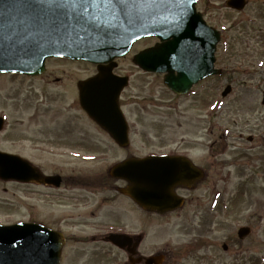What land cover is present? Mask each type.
Instances as JSON below:
<instances>
[{"label": "rangeland", "instance_id": "1", "mask_svg": "<svg viewBox=\"0 0 264 264\" xmlns=\"http://www.w3.org/2000/svg\"><path fill=\"white\" fill-rule=\"evenodd\" d=\"M210 1V11L208 8L207 10L210 18H214L211 24L220 21L215 27L224 25L227 29L225 35L228 38L227 52H224L220 45L216 51L217 65L225 69L222 78L206 82V89L201 91L196 87L198 95L192 100L188 97H173L157 80L158 78L143 75L134 68L129 58L120 63L117 72L120 74L130 72L129 74L133 76L131 85L124 93L128 98L126 110L129 111L131 123L130 153L144 155L188 150L194 156L203 153L215 155L216 160L225 163V168L220 178H214V183L211 184L214 189L211 188L209 199L214 192L220 191L221 199L225 202L223 219L212 216H208L210 220L200 217L194 219L185 210L179 215L161 219L150 216L145 222L139 210L131 206L126 213L129 214L127 221L116 223L114 228H123L125 233L130 235L138 236L143 233L145 239L141 252L143 251L147 257L160 254L164 257L163 264H194L188 246L194 238L195 229L202 230L206 223L207 229L212 228L210 234L212 246L209 253L210 257L214 256L215 262L204 260L202 263L264 264V162L262 161L264 137L260 136L262 132L264 133L261 130L264 125V103H262L264 66L257 65L259 60L264 59V44L259 42V38H254L256 32L253 29H246L240 24L236 11H230L225 7L226 0ZM257 1L261 5V1L264 0H249V9L259 7L255 5ZM73 68V70L80 68L83 71L82 75L87 73L85 64ZM65 72L74 73L71 68L65 69ZM227 85L231 86V92L223 100L221 92ZM18 89L24 92L28 86L15 76H0V114L15 113L12 98ZM142 99L146 103L143 109L141 107L143 102L139 101ZM202 101L205 106L211 104V111L207 109L205 114L201 111V107L207 108L201 104ZM141 110H144V114ZM29 114L30 109L27 107L16 110L19 129L28 128L29 124L33 126L28 120ZM250 136L259 139L258 148L256 142L252 144L245 140ZM146 138L154 139L145 142ZM181 138H184L185 142L181 143ZM1 145L11 148L10 144ZM34 147L49 148L44 145L19 144L13 149L16 148L17 152L28 156ZM120 153L116 150L108 151L110 162L119 158ZM43 156L45 155H42L40 161L43 160ZM57 161L55 158H47L44 164L48 163L52 167ZM80 166L82 163L78 161H66L62 169L68 171ZM28 191L29 189L25 187L18 188L19 196L24 201V205L19 209H16V206L0 204V222L28 219L25 206ZM0 197L10 199V193L5 195L0 193ZM117 206L118 203L115 202L113 207ZM60 210L61 208L57 209ZM242 226L250 227L251 234L239 243L236 232ZM68 228L78 231L81 227ZM88 232L91 230L88 229ZM223 243L228 246L227 253L221 250ZM126 261L124 254L113 252L111 264H123Z\"/></svg>", "mask_w": 264, "mask_h": 264}, {"label": "flooded vegetation", "instance_id": "2", "mask_svg": "<svg viewBox=\"0 0 264 264\" xmlns=\"http://www.w3.org/2000/svg\"><path fill=\"white\" fill-rule=\"evenodd\" d=\"M210 2V0H200L196 9L202 15L206 24L215 26L220 24V21L211 24L214 22V18H210L208 14ZM255 5L259 7L253 10L249 9L250 2L246 0L245 7L237 14L239 15L240 24L244 25L246 29H253L256 32L255 38H259V42H264V1H261V5L257 1ZM223 39H226L225 35ZM156 43H158L156 38L139 40L132 45L130 52L125 57L115 60L116 66L113 68V74L118 77H128V84L121 91L118 98V104L127 127V144L123 146L97 122L91 120L80 103L79 84L95 77L98 65L105 66L108 63L90 64L85 61L54 58L46 61L45 71L39 76L11 75L21 79L28 86L26 91L22 92L21 89H18L13 95L14 112L16 113L19 108H29L28 120L33 123V126L29 124L28 128L19 129L17 115L13 112L10 115L3 112L0 116L3 119L0 128V152L16 155L27 160L42 176L49 177L51 183H22L0 179L1 195L10 193V199H1L2 197H0V204L16 206V209H19L24 205V201L19 196L18 188H28L25 205L28 219L25 222L39 224L62 233L64 243L61 250L60 264H111L113 263L114 251L126 256L127 261L123 264H145V257L147 256L143 251L141 252L145 239L143 233L138 236L132 235V256L126 250L119 249L110 243L111 234H128L125 233L123 228H114V226L116 223L127 221L129 214L126 213H128L127 211L131 206L139 210L145 222L147 217L150 216L161 219L166 216L179 215L185 210L194 219L200 217L210 220L208 216L223 219L225 202L221 199L220 191L214 192L212 198L209 199L214 178H220V174L225 168V163L222 164L216 160L215 155L203 153L194 156L188 150L185 152L179 150L176 153L132 155L129 151V147L132 145L131 123L129 111L126 110L128 98L124 96V93L131 85L133 76L129 74L130 72L120 74L117 71L123 60L129 58L132 61L136 53L152 47ZM82 64L87 66L85 75H82L83 71L80 68L73 70L74 66ZM60 66L61 68H58ZM68 68H71L74 73H66L65 69ZM141 73L151 78H158L157 80L162 83L163 75ZM206 82H210V77L193 86L186 96L172 95L178 98L188 97L193 100L198 95V93H195L198 88L199 91L206 89ZM196 87L198 88L195 89ZM139 101L143 102L141 103L143 109L146 103L143 99ZM198 102L200 103V101ZM201 104L203 105L204 101ZM203 106L207 107L206 109L200 108L205 114L207 109L209 110V105ZM144 110H141L142 114H144ZM261 130L264 131V125ZM260 136L264 137V133L262 132ZM153 139L146 138L144 141L148 142ZM253 139L252 136L245 138L249 143L256 142V148H258L259 139ZM161 140L166 141L163 138ZM2 142L10 144L11 148L4 147L1 145ZM183 142H185V139L181 138V143ZM192 142L194 141L192 140ZM19 144L44 145L49 148L34 147L30 155L24 156L17 152L16 148L13 149ZM208 148L210 149L209 146ZM208 148L207 150H209ZM189 149L192 148L189 147ZM114 150L122 153H120L119 158L110 162V156L107 155V152ZM43 154L45 156L40 161ZM162 156L189 160L192 166L198 172H201V175L192 182H184L182 185L177 184L173 188V196L178 199L177 202L182 201L181 205L172 211L158 214L148 212L136 205L129 196L122 194L120 191L127 186V183L124 180L114 178L110 174V169L131 157L146 159ZM47 158H55L58 161L51 167L48 163L44 164ZM66 161H78L82 163V166L64 171L62 166ZM262 161L264 162V159ZM115 202L118 203L116 208L113 207ZM59 208L61 210L57 211ZM205 225L207 226L206 223ZM71 226L81 228L74 231L68 228ZM206 226L202 230L195 229L194 238L188 246V252L191 254L190 257H192L194 264L195 259L196 264H204L202 263L204 260L215 262L214 256L210 257L209 253L212 246L210 241L212 228L207 229ZM88 229L91 232H88ZM227 249L228 246L223 243L221 250L227 253Z\"/></svg>", "mask_w": 264, "mask_h": 264}, {"label": "water", "instance_id": "3", "mask_svg": "<svg viewBox=\"0 0 264 264\" xmlns=\"http://www.w3.org/2000/svg\"><path fill=\"white\" fill-rule=\"evenodd\" d=\"M17 2L20 0H0V11L4 4L12 7ZM196 2L197 0H157L154 14L132 29L121 30L120 34L104 46L85 47L44 40L34 53H6L5 60L0 64V73L28 76L40 74L44 71L45 59L50 57L90 62L109 61L124 56L135 40L157 36L163 43L139 53L133 61L148 72H166L165 86L176 94H185L205 76L219 74V71L213 69L214 51L219 37L215 31L205 27L199 14L195 13ZM243 4V0L227 2L228 7L235 9H240ZM4 34L3 18L0 17V50L3 49ZM20 38L17 34L10 43H15ZM110 68H99L98 76L79 85L80 101L89 117L123 146L127 144L126 124L118 109L117 96L124 81L113 80ZM103 82L114 84V89L104 90L102 85L97 86ZM229 90L230 87H227L222 95H226ZM111 173L128 182V186L121 190L123 194L141 207L160 213L180 205L179 202L175 203L177 199L173 196V187L194 179L199 174L187 160L177 157L131 158L115 165ZM0 177L22 182L51 183L50 178L43 177L26 161L2 153ZM249 233L248 228H240L238 237L243 239ZM110 241L122 249L131 244V239L125 235H111ZM62 243L61 234L38 225L19 223L0 226V264H59ZM161 260L160 256L151 257L146 260V264H161Z\"/></svg>", "mask_w": 264, "mask_h": 264}, {"label": "snow or ice", "instance_id": "4", "mask_svg": "<svg viewBox=\"0 0 264 264\" xmlns=\"http://www.w3.org/2000/svg\"><path fill=\"white\" fill-rule=\"evenodd\" d=\"M157 0H20L0 11L5 34L0 64L6 53L26 55L42 41L100 47L121 30L132 29L154 14ZM11 29V32H8ZM19 34L20 39L10 43Z\"/></svg>", "mask_w": 264, "mask_h": 264}]
</instances>
